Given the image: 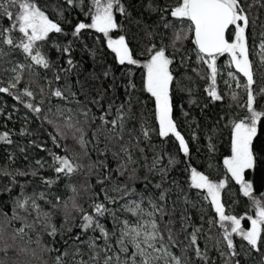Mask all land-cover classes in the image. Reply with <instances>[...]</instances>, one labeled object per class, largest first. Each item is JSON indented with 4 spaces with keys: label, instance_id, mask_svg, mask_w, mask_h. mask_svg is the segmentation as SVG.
<instances>
[{
    "label": "trees",
    "instance_id": "16d2710c",
    "mask_svg": "<svg viewBox=\"0 0 264 264\" xmlns=\"http://www.w3.org/2000/svg\"><path fill=\"white\" fill-rule=\"evenodd\" d=\"M34 2L50 19L60 24L63 32L50 33L46 41L39 42L42 54L49 60L47 69L34 64L29 69L27 65L32 62L22 50L0 44L6 53L0 57V86L6 87L14 75L10 71L12 67L23 64L21 82L12 91L17 95L25 88L33 92L32 97L21 96L20 100L14 95L0 93V133H8L11 141H0V226L5 229V240L12 245L7 253L0 251V260L4 264H57L59 256L61 264H77L79 261L92 264L89 258L98 252L95 264H104L103 238L98 231L84 232L77 226L82 223V213L72 209L71 205L74 199L92 214L90 204L93 200L107 204L102 191L106 188L108 195L117 198L116 203L107 206L121 220L136 218L122 207L130 200L140 201L143 197L144 202L149 199L162 207L163 220H160L159 213L155 218L165 239L168 236L165 226L171 228L176 240V246L171 250L185 264H264V245H258L259 250L253 249L235 234L236 255L232 254L233 250L228 249L223 239L218 215L210 200L204 198L206 192L191 186L192 168L209 176L213 182L223 180L225 187L221 190V202L226 213L238 218L254 216L252 200L239 191L223 163L231 155L232 123L247 115L241 106L246 103L245 90L231 88L228 84L226 64L229 55L217 56L216 90L222 96L217 101L208 95L211 69L198 59L194 34L185 31L183 39L176 38L181 28L186 30L188 27L187 21H179L170 15L177 0H120L125 12L115 11L118 28L110 35L114 39L125 36L139 65H121L107 45V37L94 29H84L79 36L72 35L78 23L91 22L84 14L91 0H84L83 11L77 3L69 5L67 0ZM244 2L250 21H254L247 31L254 77L262 82L264 65L256 54L260 33L264 32V0ZM10 10L16 11L15 8ZM11 23L0 16V27L8 28ZM166 24L170 26L165 27ZM12 35L18 43L21 35L18 30H13ZM153 45L164 47L173 61L170 65L173 75L170 85L172 119L188 145V155L182 152L173 135H158L155 98L144 87L146 70L142 67ZM64 48H70V52L65 53ZM69 59L72 65L67 63ZM231 70L236 71L234 64ZM58 89L63 93L61 97L54 95ZM233 92L237 94L236 100L232 98ZM255 95L254 107L264 110V93ZM28 103L41 111L37 113L29 109L26 107ZM109 105L111 113L106 117L109 121L116 119L117 108L123 106L126 121L123 129L117 126L113 131L111 124L105 125L99 120V116L109 111ZM69 118L83 130V147L71 133L62 139L57 132V126L63 128ZM142 128L148 130L147 138ZM76 135L78 137L80 133ZM53 137L60 147L54 143ZM65 147L78 153L80 159L77 162L84 165L70 177L55 171L52 157V153L69 154L64 151ZM122 148H126L127 153ZM253 151L256 166L246 172V178L253 182V195L264 203V123L257 126ZM129 156L134 163L129 162ZM154 161H158L155 166ZM93 163L98 166L90 170L88 166ZM121 165H126L124 175H120ZM100 179L105 180L103 185L98 183ZM114 185L127 186L129 191L135 189V193L120 199L122 193L111 191ZM161 193L164 200L159 199ZM18 200H27L26 208L17 207ZM65 203L71 211L67 222ZM14 212L21 219L8 223ZM44 213L49 214L51 224L57 229L55 236L49 235L51 229L46 230L38 222L43 220ZM100 219L107 229L118 227L111 216ZM241 223L245 229L250 227L247 219H242ZM26 224L34 227H25ZM22 227L24 234L16 235L14 230ZM193 232H196L197 241L196 245L190 246ZM13 235H16L15 240ZM97 237L98 248L93 250L88 241ZM111 242L114 251L118 250L115 237ZM196 247L202 254L199 257Z\"/></svg>",
    "mask_w": 264,
    "mask_h": 264
},
{
    "label": "snow or ice",
    "instance_id": "6c2138e0",
    "mask_svg": "<svg viewBox=\"0 0 264 264\" xmlns=\"http://www.w3.org/2000/svg\"><path fill=\"white\" fill-rule=\"evenodd\" d=\"M67 3L69 5L77 3L78 6H81V10H84L82 7L84 0H67ZM12 8H15L16 11L13 12L10 10ZM245 8L244 0H177V3L170 10L171 17L179 21H187L188 23L186 30L181 28L180 32L176 33V38L183 39V33L185 31L193 33L198 59L211 69L209 77L211 83L208 88V95L212 99L217 101L222 99V96L216 90L217 56H222L227 53L235 69L246 78L245 84L241 85L237 82L236 87H243L245 90L247 99L246 103L241 106L246 109L247 115L232 123L231 155L224 159L223 163L227 172L230 173L231 179L239 186V191L243 196L252 200V204L255 207L254 216L247 215L246 217L238 218L236 215L226 213L225 205L221 202V190L225 187V182L223 180L218 183L213 182L209 176L197 171L195 168L191 170V186L206 192L204 198L210 200L211 205L214 207L215 213L218 215L220 228L223 229V239L227 242L228 249L233 250V255H236L233 242L234 234L241 237L253 249L259 250L258 245H264V237H262V233H264V203L261 202V199H257L253 195V182L246 178V172L255 169L256 166L253 140L257 137L258 124L264 123V110H258L254 107L256 95L252 86L255 80L253 61L250 59V37L247 35L250 23H254V21H250V16L245 11ZM114 11L122 14L125 12L124 7L120 4V0H91L87 11L84 12L85 16L89 17L91 22L78 23L72 35L79 36L84 29H94L96 32L102 33L107 37V45L116 54V58L121 65L125 63L139 65L140 62L134 58V54L130 50L125 36L121 35L114 39L110 35L113 30L118 28ZM0 16L6 17L12 22L8 28L0 27V44L8 45L12 49L22 50L32 62L27 65L29 69L33 67V64L42 66L45 69L49 68V60L46 55L42 54L38 45L39 42L46 41L50 33L63 32L60 24L50 19L34 0H0ZM169 26V24L165 25V27ZM13 30H18L21 34L18 43L16 37L12 35ZM230 30L231 36H229ZM259 49L257 55L260 57L261 65H264V32L260 33ZM63 51L69 53L70 48H64ZM4 55L6 53L0 48V57ZM148 55L149 58L142 64V67L146 70L144 87L155 98L156 118L159 124L158 135L160 137H167L170 134L173 135L179 142V147L182 152L188 155V145L184 137L177 130L176 124L172 119L169 89L173 81V75L170 71V65L173 61L166 54L164 47L156 48L153 45L148 50ZM67 63L72 65L73 62L69 59ZM24 67L25 65L18 64L10 69L14 75L9 79L6 87L0 86V93L14 95L18 100L21 99V96H33V92L28 90V88H25L20 95L12 91L20 84ZM229 76H232L231 72ZM56 79H60L59 75H57ZM261 93H264V89H261ZM54 95L61 97L63 93L58 89L54 92ZM232 98L233 100L237 99L235 92L232 93ZM26 107L37 113L41 111L39 107L32 103L26 104ZM122 108V105L120 108H117L116 119L109 121L106 118L111 113V105H109V111L99 116V120L102 124H111L113 131H115L117 126L123 129L126 121ZM84 115L87 116V113L85 112ZM142 131L145 138H147L149 135L148 130L142 128ZM57 132L62 139H66L68 134L71 133L73 138L77 139L82 147L84 146L83 130L76 127L70 118L65 122L63 128L57 126ZM77 133H80V136L77 137ZM0 141L10 143L8 133H0ZM53 141L60 147L55 137H53ZM121 150L127 153L126 148H122ZM64 151L69 154L57 155L52 153L55 171L70 177L83 168L84 165L77 162L80 159L78 153L70 152L67 147L64 148ZM85 155H87L86 152ZM128 160L134 163L131 160V156L128 157ZM172 162L170 161V163ZM98 163L103 166L102 162ZM156 163L158 161H154L153 166ZM97 166V163H93L88 167L91 170ZM123 169H126V165L120 166V175H124ZM105 179H109V177H105ZM104 182V179L98 180V183L101 185ZM157 187H160V185H157ZM102 191L104 192L103 200L107 201V204L117 202L116 197L108 195V189L103 188ZM111 191L122 193L120 199L135 193V189L129 191L127 186L120 185H114ZM159 199L164 200L163 193H161ZM142 203L143 197H141L140 201H127L122 206L124 211L136 217L134 221L129 219L121 220L116 215V212L102 201L97 202L93 200L90 204V208L93 210L92 214L78 205L74 199L71 208L82 213V223L77 225L79 228L84 232L88 230L93 232L98 231L100 237L103 238L104 249L102 250L105 251L104 264H185L171 250L172 247L176 246V240L173 238L171 228L167 225L165 226L168 232L167 239H165L160 224L155 218L156 213H159L160 220H163V216L165 215L163 208L157 206L152 200H149L153 211H146L141 207ZM26 204L27 200H18L16 206L24 209L26 208ZM33 207H36V205L33 204ZM106 215L111 216L113 223L118 225V227L111 230L107 229L100 219ZM70 217L71 211L68 209L67 203H65V221L67 222ZM14 219H21V217L14 212L13 216L8 220V223H11V220ZM242 219L250 221L249 228L245 229L242 226ZM38 222L42 223L46 230L51 229L49 235H56L57 229L51 224L48 213H44L43 220H38ZM25 227L33 228L34 226L26 224ZM4 231V227L0 226V244L3 245L0 251L7 253L12 245L5 240ZM14 231L16 235L24 234L23 227L15 229ZM16 235L12 236L13 240L16 239ZM113 237H115V245L118 249L116 251H114L111 242ZM98 238H89L88 246L91 249L95 250L98 248L95 242ZM77 239H79V236H77ZM196 241V232H193L191 234L190 246L196 245ZM195 250L198 257L202 255L199 247H196ZM108 252H112L113 255H107ZM98 257L99 253L97 252L89 260L92 264H95ZM0 264H4V261L0 260ZM57 264H61V257L59 256L57 257ZM77 264H89V261H79Z\"/></svg>",
    "mask_w": 264,
    "mask_h": 264
},
{
    "label": "rangeland",
    "instance_id": "374dc122",
    "mask_svg": "<svg viewBox=\"0 0 264 264\" xmlns=\"http://www.w3.org/2000/svg\"><path fill=\"white\" fill-rule=\"evenodd\" d=\"M114 17H115V11H114ZM260 50V49H259ZM259 52V51H258ZM257 58L260 61V57L256 54ZM227 75H228V84L229 87L231 88H235V89H243V87H236V83L239 82L241 85L246 83V78H240V76L237 73V70H231V67L233 66V64L231 63V58L229 56V59L227 60ZM232 73V76H229V73ZM242 74V73H241ZM234 77V79H233ZM255 83L252 86L254 89V93L260 94L261 93V89H264V77H263V81L259 82L257 81V79L254 77ZM169 93H170V89H169ZM170 101H171V97H170ZM172 105V104H171ZM145 200H143V203L141 205V207H143L146 211H153L151 204L149 203V199H146V202H144ZM147 218V217H145ZM136 219V218H135ZM134 219V220H135ZM132 220V221H134ZM174 254V253H173ZM175 255V254H174ZM176 256V255H175Z\"/></svg>",
    "mask_w": 264,
    "mask_h": 264
}]
</instances>
